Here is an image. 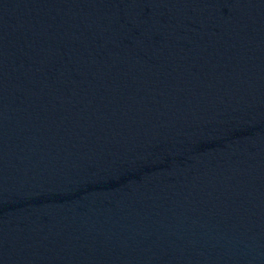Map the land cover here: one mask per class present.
<instances>
[{"label":"water","instance_id":"95a60500","mask_svg":"<svg viewBox=\"0 0 264 264\" xmlns=\"http://www.w3.org/2000/svg\"><path fill=\"white\" fill-rule=\"evenodd\" d=\"M0 264H264V0H0Z\"/></svg>","mask_w":264,"mask_h":264}]
</instances>
